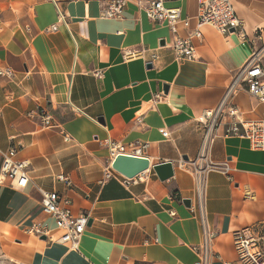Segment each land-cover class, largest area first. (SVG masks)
Instances as JSON below:
<instances>
[{
	"label": "crops",
	"instance_id": "0c3cea01",
	"mask_svg": "<svg viewBox=\"0 0 264 264\" xmlns=\"http://www.w3.org/2000/svg\"><path fill=\"white\" fill-rule=\"evenodd\" d=\"M232 1L248 39L203 26L194 38L196 57L181 60L171 28L152 20L138 0L113 19L101 18L99 0H0V67L15 71L0 78V149L15 148L30 176L24 188L0 179V264L197 263L196 184L182 161L200 153L199 118L217 108L253 48L264 44V0ZM164 4L190 18L180 35L195 28L200 0ZM155 95L162 99L155 103ZM232 101L239 119L264 113L246 84ZM41 109L55 126L43 125ZM224 128L215 130L207 155L231 170L208 174L205 208L219 233L212 250L239 264L233 232L264 226V150ZM107 139L149 143L152 165L172 162L174 176L162 181L150 167L141 180L125 183L115 172L102 183ZM54 191L70 200L74 214L90 215L79 251L58 241L62 230L42 208V193ZM37 223L48 237L30 232Z\"/></svg>",
	"mask_w": 264,
	"mask_h": 264
},
{
	"label": "built area",
	"instance_id": "2783aa9c",
	"mask_svg": "<svg viewBox=\"0 0 264 264\" xmlns=\"http://www.w3.org/2000/svg\"><path fill=\"white\" fill-rule=\"evenodd\" d=\"M103 5L101 18L113 19L120 17L127 5L128 0H99ZM143 5L148 16L157 23L166 22L171 28L174 38L171 47L178 59H194L196 48L194 38L202 36L203 26H212L223 34L236 33L242 39H248L243 21L237 15L232 0H200L196 26L186 35H180V28L190 29V18H182L179 8H170L164 4V0H138ZM62 17H64L62 15ZM234 29V31H231ZM262 28H256L258 36L261 38ZM264 44L254 47L252 55L246 64L238 71L233 82L226 90V93L217 108L207 110L199 118V123L203 126V143L197 158L182 161V165L187 164L195 178V192L197 198V211L202 227V239L197 245L192 246L193 251L198 256L196 264H230L212 250V244L219 233L215 230L207 219L205 208V192L207 187V177L211 171H220L229 175L231 166L228 162L216 164L209 160L208 149L215 137V130L221 125L225 126L226 136H238L249 140L253 149L264 150V113L255 120L239 119V109L233 103L234 94L246 84L249 92L264 104V66H263ZM132 54V53H131ZM156 57V56H155ZM15 71L10 67H0V78H12ZM162 99V95H155V103ZM43 125L55 126L51 114L41 109L39 112ZM163 135L169 137L168 131H163ZM106 144L109 149V164L104 173V181L115 176L112 167L113 161L119 155L147 157L149 143L136 141L128 144L107 139ZM125 183L141 180L145 177V172L134 178H127L117 172ZM0 179L10 180L18 188L27 186L29 176V163L25 160L17 159L16 149L11 147L7 151L0 149ZM59 180L66 184H71V180L66 175H60ZM42 208L44 212L54 219L56 226L62 230L58 241L69 244L70 248L79 251V244L90 221L88 213L74 214L70 208V200L59 192H43ZM175 215V212L171 213ZM38 235L48 237L49 230L46 225L37 223L31 229ZM52 238V237H51ZM233 243L237 253L239 264H264V233L261 227L249 226L233 232Z\"/></svg>",
	"mask_w": 264,
	"mask_h": 264
},
{
	"label": "water",
	"instance_id": "95a60500",
	"mask_svg": "<svg viewBox=\"0 0 264 264\" xmlns=\"http://www.w3.org/2000/svg\"><path fill=\"white\" fill-rule=\"evenodd\" d=\"M231 31H234V29ZM185 159H187V157H185ZM112 167L114 170L126 176L127 178H134L139 174L149 170L150 167L154 169L162 181L172 178L175 174L174 165L172 162H162L152 165L148 157L141 156L119 155L113 161ZM184 203L190 204V201L185 200Z\"/></svg>",
	"mask_w": 264,
	"mask_h": 264
},
{
	"label": "rangeland",
	"instance_id": "374dc122",
	"mask_svg": "<svg viewBox=\"0 0 264 264\" xmlns=\"http://www.w3.org/2000/svg\"><path fill=\"white\" fill-rule=\"evenodd\" d=\"M261 229H262V233H264V226H261Z\"/></svg>",
	"mask_w": 264,
	"mask_h": 264
}]
</instances>
